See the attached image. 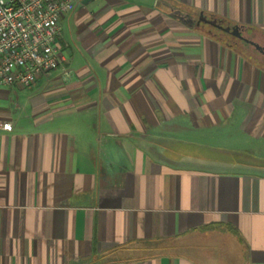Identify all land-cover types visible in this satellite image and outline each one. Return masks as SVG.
Listing matches in <instances>:
<instances>
[{"label":"crops","instance_id":"obj_1","mask_svg":"<svg viewBox=\"0 0 264 264\" xmlns=\"http://www.w3.org/2000/svg\"><path fill=\"white\" fill-rule=\"evenodd\" d=\"M201 15L264 46V0H77L70 78L0 84V264H264V59Z\"/></svg>","mask_w":264,"mask_h":264},{"label":"built area","instance_id":"obj_2","mask_svg":"<svg viewBox=\"0 0 264 264\" xmlns=\"http://www.w3.org/2000/svg\"><path fill=\"white\" fill-rule=\"evenodd\" d=\"M77 0H0V84L29 88L59 71L71 76L60 44L61 20ZM1 129L12 130L11 122Z\"/></svg>","mask_w":264,"mask_h":264},{"label":"water","instance_id":"obj_3","mask_svg":"<svg viewBox=\"0 0 264 264\" xmlns=\"http://www.w3.org/2000/svg\"><path fill=\"white\" fill-rule=\"evenodd\" d=\"M86 1H90V0H86ZM125 1L134 2V3L153 7L157 3L158 0H125ZM200 20H203L204 22H207L208 24L215 26V27L227 32V33H231L236 38L241 39L244 42H247L250 45L254 46L256 48V50H258L260 53H262L264 55V48L261 47L260 45L256 44V43L251 42V41L247 40L246 38H244L242 36L241 29L238 26L223 27V26L218 25L217 22H215V21H210V20L205 19L203 17V15H201Z\"/></svg>","mask_w":264,"mask_h":264},{"label":"trees","instance_id":"obj_4","mask_svg":"<svg viewBox=\"0 0 264 264\" xmlns=\"http://www.w3.org/2000/svg\"><path fill=\"white\" fill-rule=\"evenodd\" d=\"M212 20H216V22L223 26L226 27L228 26V23H224L220 19H217L216 17H211ZM215 35L218 36L219 39H222L225 43H227L229 46L234 47L235 49L241 51L242 53L246 54L249 51L255 52L254 48H252L250 45L246 44L243 40L238 39L226 32L223 31H217L215 30ZM243 36V35H242ZM257 53V52H255Z\"/></svg>","mask_w":264,"mask_h":264},{"label":"flooded vegetation","instance_id":"obj_5","mask_svg":"<svg viewBox=\"0 0 264 264\" xmlns=\"http://www.w3.org/2000/svg\"><path fill=\"white\" fill-rule=\"evenodd\" d=\"M210 21H215V20H210ZM216 22V21H215ZM229 27V26H228ZM227 33V32H226ZM228 34H230V35H232L231 33H228ZM242 35H243V33H242ZM233 36V35H232ZM235 37V36H234ZM244 38H246L247 40H249V41H251V42H253V40L251 39V37H248V36H243ZM246 44H248V45H250L249 43H247V42H245ZM252 48H254V51L255 52H259L258 50H256V48L254 47V46H252V45H250ZM261 47H263L264 48V46H261ZM259 54H260V56L264 59V55L262 54V53H260L259 52Z\"/></svg>","mask_w":264,"mask_h":264}]
</instances>
